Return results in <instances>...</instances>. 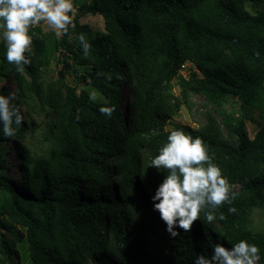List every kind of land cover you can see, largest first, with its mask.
I'll return each mask as SVG.
<instances>
[{
  "label": "trees",
  "instance_id": "obj_1",
  "mask_svg": "<svg viewBox=\"0 0 264 264\" xmlns=\"http://www.w3.org/2000/svg\"><path fill=\"white\" fill-rule=\"evenodd\" d=\"M247 2L264 0H74L67 34L30 28L23 72L4 60L0 43V78L11 77L23 117L14 138L0 135V264H193L219 239L257 244L264 264V231L251 225L252 210L264 211V13H250ZM87 13L102 17L101 33L80 21ZM81 33L92 45L86 57ZM54 53L56 76L46 78ZM186 62L200 75H182ZM66 74L105 101H89ZM189 93L219 119L206 111L199 127L172 121ZM229 98L240 115L223 107ZM104 102L114 107L110 118L98 111ZM36 109L45 117L38 127L28 116ZM250 110L262 119L252 137ZM37 128L46 147L36 154L26 138ZM173 129L203 140L236 195L220 207L223 221L208 224L201 214L190 233L169 237L149 200L163 174L146 165ZM13 141L20 174L11 182L4 171Z\"/></svg>",
  "mask_w": 264,
  "mask_h": 264
},
{
  "label": "clouds",
  "instance_id": "obj_2",
  "mask_svg": "<svg viewBox=\"0 0 264 264\" xmlns=\"http://www.w3.org/2000/svg\"><path fill=\"white\" fill-rule=\"evenodd\" d=\"M76 11L74 0H0V43L4 60L16 71L23 72L32 62L30 28L43 23L57 37L63 36L74 27ZM77 40L82 55L88 56L92 48L89 40L83 33ZM88 99L102 100V94L93 88L88 91ZM98 111L110 118L114 107L104 102ZM22 120L12 97L0 95V135L14 138ZM148 168L163 174L149 200L169 237H176L178 230L190 233L201 214L208 224L225 219L219 209L224 204L231 205L236 193L199 136L186 135L181 129L169 131L155 154H150ZM227 211L234 213L236 208L229 207ZM210 250V255L198 254L193 264H258L261 259L259 246L247 239H240L230 247L219 239Z\"/></svg>",
  "mask_w": 264,
  "mask_h": 264
},
{
  "label": "rangeland",
  "instance_id": "obj_3",
  "mask_svg": "<svg viewBox=\"0 0 264 264\" xmlns=\"http://www.w3.org/2000/svg\"><path fill=\"white\" fill-rule=\"evenodd\" d=\"M92 0H75V5L79 6L83 3H91ZM244 8L248 10L250 13H254L255 11H261L264 13V3L262 2H247L244 3ZM77 12V11H76ZM75 12V13H76ZM74 13V14H75ZM73 14V15H74ZM81 22L86 23L89 28L91 29L92 32L94 33H101L103 31V20L102 17L99 14H91L87 13L83 17L79 18ZM40 28V34L41 36L48 35L52 33L50 30L47 29V26L43 23L37 25ZM52 35H50L51 37ZM52 40V38L49 39V41ZM53 41V40H52ZM60 49V53H61ZM55 54L54 53L52 56H50V67L46 72L45 77L50 78V77H55L56 76V70H55ZM60 64L57 65V68H59ZM190 71H196L198 75H200L199 71L195 69V67L189 63L186 62L184 66L181 68L180 73L184 76H187V74ZM66 81L71 84V85H78V90L84 86L85 89L90 91L91 89L95 88L91 84H86L85 82H77L76 76L73 74H66ZM4 84L7 89H8V94H5V96H13L15 95V86L14 83L11 79V77H2L0 78V86ZM98 90L97 88H95ZM99 93H101L98 90ZM172 92L175 96L180 97V87L177 83L173 84L172 87ZM124 96L126 97V91L124 90ZM181 98V97H180ZM105 101L104 96L102 95V100H98L97 102H103ZM223 107L227 111L234 112L235 115H240L241 109L239 104L236 102L235 99L229 98ZM206 111H210L217 119H219L218 113L216 109L208 104L204 97L199 94V93H189L185 99V101H182V104L180 105V108L178 112L172 117V121L188 124L191 127H199L201 126L204 121V113ZM28 116L30 121L34 122L35 124L42 125L44 122V116L43 114H40L39 111L33 110L28 112ZM250 119H249V118ZM248 117L246 119V125L248 129V134L250 137L253 136L255 131L259 128V126L262 124V119L258 116L257 112L254 110H250L248 113ZM41 130L40 128H37V131L34 136H28L26 138L27 145L30 147L34 153H40L45 149L46 142L41 138ZM17 144L13 141L10 142L9 144V153L6 156V162L10 169L5 170V175H7L8 179L13 182L16 181L19 174H20V169L17 164ZM251 225L254 229L264 231V211L261 210L260 208H254L252 210L251 214ZM1 230H0V239H1Z\"/></svg>",
  "mask_w": 264,
  "mask_h": 264
},
{
  "label": "built area",
  "instance_id": "obj_4",
  "mask_svg": "<svg viewBox=\"0 0 264 264\" xmlns=\"http://www.w3.org/2000/svg\"><path fill=\"white\" fill-rule=\"evenodd\" d=\"M182 66H184V65H182Z\"/></svg>",
  "mask_w": 264,
  "mask_h": 264
}]
</instances>
